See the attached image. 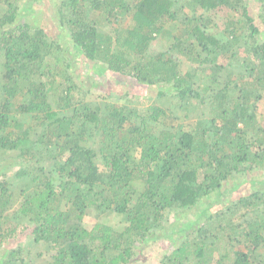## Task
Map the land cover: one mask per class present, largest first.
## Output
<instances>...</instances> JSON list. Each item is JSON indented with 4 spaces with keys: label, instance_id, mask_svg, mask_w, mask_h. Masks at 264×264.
Segmentation results:
<instances>
[{
    "label": "trees",
    "instance_id": "obj_1",
    "mask_svg": "<svg viewBox=\"0 0 264 264\" xmlns=\"http://www.w3.org/2000/svg\"><path fill=\"white\" fill-rule=\"evenodd\" d=\"M19 1L0 0V264H146L187 225L158 264H264V0H58L65 43ZM109 83L158 87L155 103Z\"/></svg>",
    "mask_w": 264,
    "mask_h": 264
},
{
    "label": "rangeland",
    "instance_id": "obj_2",
    "mask_svg": "<svg viewBox=\"0 0 264 264\" xmlns=\"http://www.w3.org/2000/svg\"><path fill=\"white\" fill-rule=\"evenodd\" d=\"M19 4H20L18 8V10L20 11L19 13L22 14L23 17L25 16V18L28 19L29 21L34 20L36 23L41 24L52 39L54 40L57 39L59 42L62 41L64 43L68 41L66 40L67 33L65 30L61 29L62 27L58 20V16H59L57 12V9L59 8L58 0H20ZM5 9H6V6L0 3V16L2 15L3 12L6 11ZM239 13H241V11H239L238 14ZM216 19L220 23L221 26H224V21H225L224 15L217 14ZM174 28H175L174 25L172 26L170 25L169 27V29L172 32L175 31ZM263 36L264 35L262 34L261 38H263ZM156 46L158 48L165 47L164 44L161 43L160 41L156 42ZM67 47H69L68 43H67ZM70 54H71L70 56L71 60L73 61L74 64H76L77 76H80L79 79L82 83L81 87L83 89L92 88L95 90H99V87L96 88L97 78L96 76L93 75L91 71L92 65L88 64L87 62L85 63L83 58L73 57L72 54L74 53H70ZM226 63L229 67V70H235L234 63L232 64L230 60H228ZM109 81H112V79H110ZM105 83L107 84V82ZM104 85L105 84L100 86V88L105 89ZM109 86L112 89L113 96L122 97L123 101L125 100L127 103H131L132 105H135L142 109L151 106L152 103H155L154 99L156 98L157 91H158V87L156 88V87L143 86V85H139L136 83L128 84V85L124 83H118L116 86L114 84L110 85L109 83ZM202 113L203 111L201 112V114ZM258 113H259V120L264 125V106H261L259 108ZM183 118L184 117H182L181 115L180 119L182 120ZM203 118L207 119L208 113L203 114ZM200 119H202L200 118V115L199 117H196V114H193L191 119L186 120L187 122L186 128L190 129V127L197 125ZM155 131L159 133L160 129L156 128ZM261 173H262V170L254 171V174H261ZM243 178H244L243 181L247 180V177H243ZM137 186L140 187L141 185L138 184ZM237 187H238L237 183L230 184L229 188L231 189L227 190L226 194L224 195L225 202H228L229 199H232L238 196ZM95 217H96V214L91 215L86 218L87 224L89 226L95 223V219H94ZM187 217H192L194 219L195 216H191L189 214ZM100 218H101V215L99 216L98 219ZM172 220H174L173 216H171L169 222L166 224V227H163L161 230H159L160 231L159 233H165L169 231ZM101 222L109 223L110 225L116 227V229H119V230L125 225V223L122 221L121 215H114V216L111 215L108 217L106 216L102 217ZM187 227L188 229H186V231L184 232H181L178 234L177 232L175 233L169 232V236H167L166 238H160L157 241L152 242L143 251L142 256L144 257L141 260V263L143 261H147L146 264H158L160 258L163 257L167 249L171 246L172 247L175 246V243L179 241L178 237L185 236L190 233L189 225H187ZM28 239L29 237L27 236L19 235L17 237L11 238L9 244H12L13 246H19L20 244L26 243ZM221 244H222L221 242H218L217 245L220 246ZM217 253L219 254L220 251H218Z\"/></svg>",
    "mask_w": 264,
    "mask_h": 264
}]
</instances>
